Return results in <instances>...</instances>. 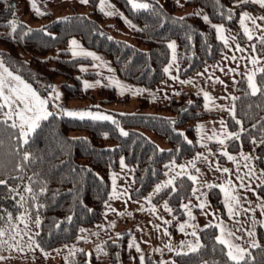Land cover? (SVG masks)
<instances>
[{
  "label": "trees",
  "instance_id": "1",
  "mask_svg": "<svg viewBox=\"0 0 264 264\" xmlns=\"http://www.w3.org/2000/svg\"><path fill=\"white\" fill-rule=\"evenodd\" d=\"M89 1L93 4L89 13L74 11L65 17H56L47 12L42 26L19 21L15 22L17 27L13 31L10 22H13L15 11L14 0H0L3 62L11 71L37 86L43 87L45 82L62 76L66 99L91 100L95 93L83 85L82 76L95 77L96 72L82 71L81 63L90 61L89 58L71 56L72 38L109 56L122 79L153 87L166 76L171 39L177 41L180 75L190 76L218 61L226 51L214 25L237 29L244 10L261 11L256 3H239L238 0H187L206 10L208 20L205 21L199 13L179 14L176 0H137L146 2L147 9L133 8L129 0H111L135 25L133 43L110 37L105 32L106 14L98 6L99 0ZM238 38L245 41L241 32ZM256 51L264 55V43L260 39ZM256 82H264V73L257 72ZM235 90L238 98L235 111L223 118L228 130L239 138L229 137L226 146L234 153L253 150L255 166L264 168V143L261 142L264 138V95L250 94L244 73L237 79ZM98 93L104 102L120 100L115 86H102ZM143 100L147 105V98ZM155 106L170 114L115 112L114 121L81 120L52 114L40 122L27 145L9 140L5 135L0 146V179L7 180V185H0V217H3L0 229L5 235L0 239L6 242L0 243V257L1 252L8 249V241L25 230L26 223H33L36 228L35 246L48 250L75 240L82 227L100 220L111 201V172L120 168L121 159L135 166L130 196L141 198L161 181L172 163L191 158L204 148L198 141L195 121L218 114L205 109L203 95L182 90L179 96ZM237 120L241 123L237 124ZM121 127L126 129L127 136L121 134ZM141 127L161 135L170 147L161 149ZM109 141L114 144H108ZM18 144L19 153L15 150ZM24 152L31 154L29 161L23 160ZM16 165L21 167L17 169ZM27 187L32 188L31 193L25 190ZM193 187L194 181L189 175H179L173 185L161 187L153 194L152 202L166 201L173 220H181L185 217L182 202L192 194ZM258 192L264 198V184L259 186ZM208 196L211 205L226 217L221 189L211 187ZM171 228L177 231L174 225ZM131 234L125 230L123 234L96 244L90 251L77 249L59 264H161L160 253L147 251L140 255L129 244ZM198 234L203 247L197 253L183 251L188 255L174 253L178 264H234L227 256V246L217 241L215 224L202 226ZM258 238L260 247L251 248V256H246L248 264H264V231L261 228Z\"/></svg>",
  "mask_w": 264,
  "mask_h": 264
},
{
  "label": "rangeland",
  "instance_id": "2",
  "mask_svg": "<svg viewBox=\"0 0 264 264\" xmlns=\"http://www.w3.org/2000/svg\"><path fill=\"white\" fill-rule=\"evenodd\" d=\"M133 2L143 3V1L137 0H133ZM176 2L179 14L193 12L204 17L207 16L206 10L197 4H191L187 0H176ZM14 4L15 11L12 21H24L34 27L44 24V14L47 12H52L56 17H65L74 11L89 13L93 8V4L89 0L87 3H81V0H35L36 7L44 13L38 15L33 9L32 0H14ZM257 5L260 12L250 10L242 12L237 29L216 24L221 28L217 34L220 39L223 37L226 51L218 61L207 64L190 76L180 75V62L177 57L178 45L176 39H171L169 44L173 43L174 48H170V61L166 66L168 71L165 78L153 87L122 79L117 74L109 56L101 51L88 48L76 37L71 39L69 50L71 56L90 59V61L81 63V69L82 71H94L96 76L83 75L82 81L84 86L91 85L89 88L95 93L94 99H66L62 89L65 79L62 76L56 77L51 82H45L43 87L42 85L37 86L11 71L3 62L13 75L19 76L21 80L31 86L41 99L47 100L46 109L52 114H64L63 110H90L94 114L110 116L112 118L110 121L116 119L115 112L169 115L170 112L158 109L155 105L167 102L174 96H179L182 90H193L203 95L206 110L219 115L195 121L198 141L204 148L191 158L172 163L167 168L165 176L147 196L141 198L130 196L135 166L121 159L120 168L111 172V201L100 220L82 227L75 240L48 250L35 246L34 232L36 228L33 223H26L25 230L15 235L14 239L9 240L8 249L1 252L3 259H0V264H50L51 262L59 264L62 259L75 250L85 248L90 251L96 244L107 238L123 234L125 230L132 232L129 244L136 251L139 248L137 252L140 255L147 251L160 253L161 264H178L173 254L189 251L188 245H195L197 238L200 243L199 229L208 224H215L218 227V237L232 245L248 249V251L253 248L250 247L253 242L259 243L258 231L260 228L264 231V198L258 192V188L264 184V168L255 166L253 150L230 152L226 146L229 135L226 136V129L221 127L222 124H225L221 116L235 111V100L232 98L236 97L234 84L240 74L244 73L247 78L250 72L257 74L258 69L264 65V55H259L256 51L257 41L264 36V20L259 19V17H264V8ZM98 6L103 7L105 13H112L111 15L106 14L105 32L108 35L135 43V25L119 7L111 0H104L103 4L99 0ZM243 13L257 18L254 23L252 20L244 21V26L249 29L253 37L252 40L248 39L241 25ZM239 32L243 33L244 42L238 38ZM73 40L76 41V45L71 43ZM237 45L244 51H237ZM253 45H255V51L252 50ZM73 52L77 54L73 55ZM87 53L93 55L89 56ZM253 57L259 60L258 64L253 65L250 62ZM2 58L0 47V61H3ZM254 80L256 82V75ZM102 86H115L120 100L102 101V96L98 93V89ZM216 92H219L218 96ZM57 94L59 95L58 99L56 98ZM143 98H147V105L143 103ZM2 103L3 100L0 99V104ZM20 106L22 107V105ZM233 109L234 111H232ZM120 129L126 132L125 128L121 127ZM141 130L161 149L170 147L168 142L156 132L145 127H141ZM228 133L231 132L228 130ZM212 142L217 143L216 146H211ZM108 144L113 145L114 142L109 141ZM225 152L228 154L227 156L223 154ZM228 156L233 159L229 160ZM246 156L249 159H245ZM225 168L229 171L224 172ZM179 175H189L196 179L192 194L182 202V207L188 206L187 208L183 207L185 217L174 221L172 213L164 207L166 201L153 203L152 195L157 192L158 186L161 188L168 185L169 180L173 181V185L175 178ZM209 186H218L221 189L226 217L221 215L218 208L211 205L208 196V191L211 188ZM168 208H170L169 205ZM229 208L232 209L231 212H229ZM189 211L191 217L188 215ZM172 225L176 227V232L171 228ZM181 225L185 226L183 231L180 230ZM193 232L196 233L195 237L191 234ZM249 232L254 235L250 236Z\"/></svg>",
  "mask_w": 264,
  "mask_h": 264
},
{
  "label": "snow or ice",
  "instance_id": "3",
  "mask_svg": "<svg viewBox=\"0 0 264 264\" xmlns=\"http://www.w3.org/2000/svg\"><path fill=\"white\" fill-rule=\"evenodd\" d=\"M88 0H81V3H87ZM130 3H132L133 8L136 9H147L149 5L147 3H134L133 0H129ZM218 2V0H217ZM239 3H257L262 8H264V0H238ZM104 3V0H101V4ZM32 6L33 9L37 12L38 15H43L44 13L40 12V10L36 7L35 0H32ZM103 7L101 8V11H103ZM107 15H111L112 13H105ZM230 18V16H229ZM205 21L208 20V17H203ZM255 19L250 17L248 13H243L242 19H241V25L244 29L245 34H247L248 39L252 40L253 37L249 32V29L244 26L245 20H252L253 23L255 22ZM259 19L264 20V17H259ZM12 24V30L16 31L17 24L13 21L10 22ZM217 28V31L220 32L221 28L217 26H213ZM259 27V26H257ZM27 35V33H25ZM223 39V37H221ZM260 40L262 43H264V36L260 37ZM73 45H76V41L73 40L71 42ZM169 48H174V44L170 43L168 45ZM252 50L255 51V45L252 46ZM237 51H244V49L240 48L239 45H237ZM76 52H73V55H76ZM87 55L91 56L92 53H87ZM235 59V57H233ZM250 62L253 65H256L259 63V60L255 57L251 58ZM0 69H2V72H0V99L3 100V103L0 104V146L4 143V136L7 135L9 140H15L19 141L20 144L27 145L29 143V139L32 133L36 131V129L40 126V122L42 120H46L50 115H52L51 112L47 111L46 104L47 100L41 99L37 93L31 88L30 85L25 83L19 76L13 75L11 71L7 67L4 66L3 61H0ZM168 69H165V72H167ZM259 72L264 73V68L258 69ZM256 73L250 72L247 75V81H248V87L251 90L250 94L255 96L258 93L261 95H264V82H261L260 84H257L254 80ZM91 85H85V87H90ZM56 98H59V95L57 94ZM233 100L238 99L237 97H233ZM13 105H16L15 107ZM22 105V107L20 106ZM5 109H7L5 111ZM64 114L70 117L79 118L81 120H84L86 118H90L92 120H111L112 118L107 115H101V114H94L90 110L85 111H70V110H63ZM234 111V109L232 110ZM223 123V122H221ZM237 124H240L241 122L239 120L236 121ZM255 127V125H254ZM243 131V129H241ZM121 134L127 136L128 133L121 130ZM229 137H235L236 139L239 138L238 134H228ZM262 143H264V138L261 140ZM220 143L222 144L223 141L221 140ZM255 143V141H253ZM18 153L21 151V148L19 147V144L17 145V148L15 149ZM224 155H228L226 152L223 153ZM23 160L29 161L31 158V154L28 152L23 153ZM245 159H249V157H244ZM228 159L231 160L233 157L228 156ZM17 169H19L21 166L16 165ZM224 172H228L229 170L227 168L223 169ZM193 181H195V177H190ZM173 181L169 180L167 182L168 185H172ZM0 185H7V180L0 179ZM243 186V185H242ZM211 187V186H209ZM27 192L31 193L32 188L27 187L25 189ZM160 186L157 187L156 191L159 192ZM9 191H15V189H9ZM23 199V198H22ZM235 199V197H233ZM165 209L171 212L172 210L168 208L167 202H165L164 205ZM183 207L187 208V205H184ZM203 207V205H201ZM232 209L229 208V212H231ZM188 215L191 217V212H188ZM0 219H3V217H0ZM9 220H11V214H9ZM37 224H39V221H36ZM184 225L180 226V230H184ZM19 233H17L18 235ZM194 237L196 236V233H191ZM250 236L254 235L253 233H248ZM5 235V231L3 229H0V238H2ZM231 235V234H229ZM15 237H12L14 239ZM217 241L220 244L226 245L228 247L227 256L229 260L233 261L234 264H248V261L246 260V256H251V253L248 251V249L241 248L238 245H232L225 239L221 237H217ZM6 241H3L0 239V243H5ZM203 245H201L198 241L195 245H188L189 251L191 253H197ZM250 247L258 248L260 245L253 242ZM171 250V249H170ZM137 251H139V248H137ZM188 255V252H178L177 255ZM0 259H3V257H0ZM141 260L143 258L141 257ZM204 264H207V262H204Z\"/></svg>",
  "mask_w": 264,
  "mask_h": 264
},
{
  "label": "crops",
  "instance_id": "4",
  "mask_svg": "<svg viewBox=\"0 0 264 264\" xmlns=\"http://www.w3.org/2000/svg\"><path fill=\"white\" fill-rule=\"evenodd\" d=\"M214 63H215V62H214ZM210 64H213V63H210ZM206 66H207V65H206ZM208 66H210V65H208ZM235 83H236V82H235ZM234 87H235V84H234ZM216 93H217V96H218L219 92H216ZM228 113H233V112H228ZM217 114H218V113H217ZM218 115H219V114H218ZM224 115H225V114H224ZM224 115H222L221 118L223 119V121H224L225 124H222L221 127H222L223 129H226V132H227V133H226V136H228L229 133H228V128H227V125H226L225 119L223 118ZM213 117H215V116H213ZM224 126H225V127H224ZM231 134H232V133H231Z\"/></svg>",
  "mask_w": 264,
  "mask_h": 264
}]
</instances>
